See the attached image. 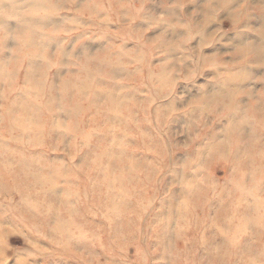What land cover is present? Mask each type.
<instances>
[{
    "label": "rangeland",
    "instance_id": "obj_1",
    "mask_svg": "<svg viewBox=\"0 0 264 264\" xmlns=\"http://www.w3.org/2000/svg\"><path fill=\"white\" fill-rule=\"evenodd\" d=\"M0 264H264V0H0Z\"/></svg>",
    "mask_w": 264,
    "mask_h": 264
}]
</instances>
